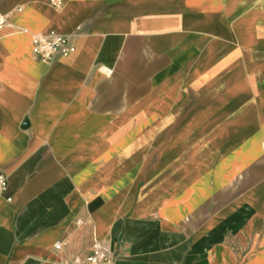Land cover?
Returning <instances> with one entry per match:
<instances>
[{
  "label": "crops",
  "instance_id": "0c3cea01",
  "mask_svg": "<svg viewBox=\"0 0 264 264\" xmlns=\"http://www.w3.org/2000/svg\"><path fill=\"white\" fill-rule=\"evenodd\" d=\"M63 2L0 0V264H264V0Z\"/></svg>",
  "mask_w": 264,
  "mask_h": 264
},
{
  "label": "built area",
  "instance_id": "2783aa9c",
  "mask_svg": "<svg viewBox=\"0 0 264 264\" xmlns=\"http://www.w3.org/2000/svg\"><path fill=\"white\" fill-rule=\"evenodd\" d=\"M51 7L59 11L63 8V0H50ZM8 25V16L0 12V30ZM34 56L45 63H50L58 57H66L75 50L71 44V37L62 36L51 32L48 35L36 36L32 42ZM7 190V178L0 175V195ZM12 200H8L11 202ZM80 223V222H79ZM62 244H58L56 249L59 250ZM75 264H114L113 259L105 247L98 240H94L89 255L84 259H77Z\"/></svg>",
  "mask_w": 264,
  "mask_h": 264
},
{
  "label": "water",
  "instance_id": "95a60500",
  "mask_svg": "<svg viewBox=\"0 0 264 264\" xmlns=\"http://www.w3.org/2000/svg\"><path fill=\"white\" fill-rule=\"evenodd\" d=\"M26 125H27V123H26Z\"/></svg>",
  "mask_w": 264,
  "mask_h": 264
}]
</instances>
